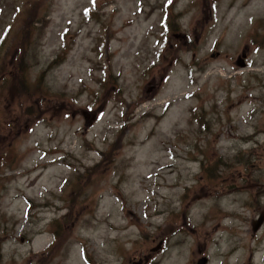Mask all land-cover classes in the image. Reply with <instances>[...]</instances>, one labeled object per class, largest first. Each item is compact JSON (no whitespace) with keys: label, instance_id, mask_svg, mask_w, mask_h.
<instances>
[{"label":"rangeland","instance_id":"1","mask_svg":"<svg viewBox=\"0 0 264 264\" xmlns=\"http://www.w3.org/2000/svg\"><path fill=\"white\" fill-rule=\"evenodd\" d=\"M201 259L264 264V0H0V264Z\"/></svg>","mask_w":264,"mask_h":264},{"label":"bare ground","instance_id":"2","mask_svg":"<svg viewBox=\"0 0 264 264\" xmlns=\"http://www.w3.org/2000/svg\"><path fill=\"white\" fill-rule=\"evenodd\" d=\"M183 177L186 178V179H189V175H188L187 173H185ZM203 201H204V200H201V201H199L198 203H201V202H203ZM204 202H205V201H204ZM207 205L213 208V209L211 210V212H212V214H211V219H212V220H215V219H217V218H220V217H221V215H220L221 212H225V211H221V210H220V211H218V210H214V206H215L214 202H209ZM227 213H229V214L232 215V214H234L235 212H233L232 210H230V211H227ZM232 232H233V233L236 232V229H234ZM110 259H111V260H115L114 256H111ZM146 264H148V262H147Z\"/></svg>","mask_w":264,"mask_h":264},{"label":"water","instance_id":"3","mask_svg":"<svg viewBox=\"0 0 264 264\" xmlns=\"http://www.w3.org/2000/svg\"><path fill=\"white\" fill-rule=\"evenodd\" d=\"M243 56H244V55H243ZM243 66H244V64H243L242 61H241V67H243ZM261 217H262V216H261ZM261 217H260L259 220L253 222V225H252V227H253V231H254L255 229H257V227L261 224V222H262V218H261ZM197 264H206V259H201V260H199Z\"/></svg>","mask_w":264,"mask_h":264},{"label":"trees","instance_id":"4","mask_svg":"<svg viewBox=\"0 0 264 264\" xmlns=\"http://www.w3.org/2000/svg\"><path fill=\"white\" fill-rule=\"evenodd\" d=\"M167 23V21H165ZM166 25V24H165Z\"/></svg>","mask_w":264,"mask_h":264}]
</instances>
